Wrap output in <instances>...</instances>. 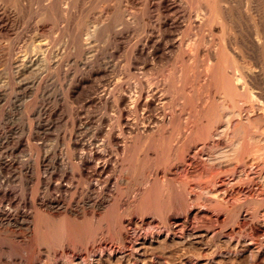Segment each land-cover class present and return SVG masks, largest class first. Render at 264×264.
I'll use <instances>...</instances> for the list:
<instances>
[{
  "label": "rangeland",
  "instance_id": "obj_1",
  "mask_svg": "<svg viewBox=\"0 0 264 264\" xmlns=\"http://www.w3.org/2000/svg\"><path fill=\"white\" fill-rule=\"evenodd\" d=\"M208 1L0 0V207L44 223L31 245L0 224V264H264V0ZM234 72L253 98L226 93ZM221 181L231 204L210 207ZM63 221L78 226L70 255Z\"/></svg>",
  "mask_w": 264,
  "mask_h": 264
},
{
  "label": "bare ground",
  "instance_id": "obj_2",
  "mask_svg": "<svg viewBox=\"0 0 264 264\" xmlns=\"http://www.w3.org/2000/svg\"><path fill=\"white\" fill-rule=\"evenodd\" d=\"M109 1V0H108ZM208 1V0H207ZM212 1V0H211ZM210 1V2H211ZM216 1V0H215ZM222 0H220V2H221ZM224 1V0H223ZM227 1V0H226ZM244 1V0H243ZM209 2V1H208ZM207 2V3H208ZM232 2V1H231ZM240 3V2H239ZM246 4H247V7H248V5L249 4H251L252 2H250V0H248V1H246L245 2ZM214 4V3H213ZM246 4H245V6H246ZM53 5V4H52ZM209 5V4H208ZM210 5H212V4H210ZM218 5V4H217ZM220 5H222V4H220ZM12 6V5H11ZM190 6V5H189ZM215 6V5H214ZM214 6H213V8H214ZM244 6V7H245ZM209 7H211V6H209ZM221 7H223V6H221ZM235 7V6H234ZM246 7V8H247ZM206 8V7H205ZM225 8V7H224ZM224 8H219V9H224ZM253 8V7H252ZM201 9V8H200ZM210 9H212V8H210ZM210 9H209V11H210ZM219 9H217L218 11H219ZM226 9V8H225ZM224 9V10H225ZM221 10V11H222ZM223 10V11H224ZM231 10V9H230ZM197 11V10H196ZM205 11V10H204ZM216 11V10H215ZM234 11V10H233ZM120 12V11H119ZM210 12H213V11H210ZM87 13V12H86ZM223 13V12H222ZM225 13H227V12H225ZM63 14V13H62ZM207 14V13H206ZM217 14H218V12H217ZM217 14H215V15H217ZM222 15V14H221ZM203 16V15H202ZM230 15H228V17H229ZM235 16V15H234ZM211 17V16H210ZM216 17H218L219 18V14H218V16H216ZM220 17H223V20L224 19H226V20H228L227 18H224V17H226L225 16V14H224V16L222 15V16H220ZM237 17V16H236ZM246 18V17H245ZM257 19V18H256ZM194 20V19H193ZM205 20V19H204ZM210 20V19H209ZM260 20V19H259ZM64 21V20H63ZM230 21V20H229ZM214 22L215 21H213V24H214ZM227 22V21H226ZM231 22V21H230ZM210 23H211V21H210ZM105 24V23H104ZM243 24V23H242ZM194 25H195V23H194ZM200 25V24H199ZM244 26V25H243ZM251 26V25H250ZM77 28V27H76ZM226 28V27H225ZM88 29V28H87ZM258 30V29H257ZM69 31V30H68ZM86 31V30H85ZM92 31V30H91ZM247 31V30H246ZM86 32H88V31H86ZM114 32V31H113ZM256 34H257V32H256ZM225 35V34H224ZM253 35V34H252ZM110 36V35H109ZM212 36V35H211ZM264 36V35H263ZM263 36H262V38H263ZM209 37V36H208ZM256 37H258L257 35H256ZM65 38V37H64ZM73 39V38H72ZM179 39V38H178ZM201 39V38H200ZM227 39V38H226ZM43 41V40H42ZM241 41H242V39H241ZM264 41V40H263ZM172 42V41H171ZM258 42V41H257ZM223 43V42H222ZM176 44H178V43H176ZM229 44V43H228ZM191 45V44H190ZM182 46V45H181ZM220 46V45H219ZM260 46V45H259ZM249 47V46H248ZM227 48V47H226ZM232 48V47H231ZM246 48V47H245ZM257 48V47H256ZM264 48V47H263ZM221 50H223V49H221ZM225 50V49H224ZM181 51V50H180ZM184 52V51H183ZM234 52V51H233ZM27 53V52H26ZM215 53V52H214ZM221 54H222V52H221ZM223 55H224V53H223ZM222 55V56H223ZM227 55V54H226ZM32 56V55H31ZM213 56H215L216 57V54H214ZM214 57V58H215ZM224 57V56H223ZM207 58V57H206ZM191 59V58H190ZM218 59H219V57H218ZM222 59V58H221ZM21 60V59H20ZM223 60V59H222ZM46 61V60H45ZM198 61V60H197ZM224 61V60H223ZM23 62V61H22ZM20 63H21V61H20ZM219 63V62H218ZM207 64V63H206ZM218 65V64H217ZM224 65V64H223ZM207 66V65H206ZM222 66V65H221ZM220 66V67H221ZM47 67V66H46ZM231 68V67H230ZM189 69V68H188ZM219 69V68H218ZM236 71V70H235ZM209 72V71H208ZM217 72V71H216ZM215 73V72H214ZM220 74H221V72H219ZM219 73H217V74H219ZM247 73V72H246ZM216 74V73H215ZM219 74V76H221ZM223 74V73H222ZM255 74V73H254ZM214 75V74H213ZM226 75V74H225ZM249 75V74H248ZM252 75V74H251ZM227 76H229V74L227 75ZM232 77L231 78H227L226 79V77L224 78L226 81H227V83H224V84H228L225 88H226V90H228L226 93L227 94H229V95H231V96H235L236 94L237 95H239V94H243V96H247V98L249 99V98H253V94H252V92L251 91H249V88H247L246 86H244V84H243V82H242V76L240 75V74H238V73H236V72H234V74L233 75H231ZM220 78V77H219ZM211 79V78H210ZM217 79V78H216ZM222 79V77L219 79V80H221ZM218 81V80H217ZM223 82H225L224 80H222ZM221 81V82H222ZM246 81H247V79H246ZM216 82V81H215ZM222 82V83H223ZM152 83V82H151ZM217 83V82H216ZM254 83V82H253ZM261 83V82H260ZM218 85V84H217ZM198 86V85H197ZM207 87V86H206ZM217 87V86H216ZM253 87H254V85H253ZM259 88V87H258ZM202 89V88H201ZM218 89V88H217ZM220 89V88H219ZM116 90V89H115ZM257 90V89H256ZM206 91V90H205ZM224 91H225V89H224ZM223 91V92H224ZM207 93V92H206ZM226 93H224V94H226ZM257 93V92H256ZM260 93V92H259ZM215 95V94H214ZM222 95V94H221ZM201 96H203V95H201ZM192 98V97H191ZM201 98V97H200ZM210 98V97H209ZM231 98V97H230ZM229 98V99H230ZM234 98H237V97H232L231 98V102L229 101V103H231L232 104V102H233V104L232 105H234V107H235V104L234 103H236V102H238V100H235ZM241 98V97H240ZM244 98V97H243ZM194 99V98H193ZM208 99V98H207ZM252 100V99H251ZM202 101V100H201ZM228 101V100H227ZM197 101H195V103H196ZM208 102V100H204L203 101V104H205L203 107H205V110L207 109V108H209L212 104H210L208 107H207V105L209 104V103H207ZM209 102H211V99H210V101ZM216 102V101H215ZM228 103V102H227ZM194 104V103H193ZM217 104V103H216ZM240 104V103H239ZM245 104V103H244ZM160 105V104H159ZM192 105V104H191ZM216 106V105H215ZM224 106H225V104H224ZM223 106V107H224ZM240 106V105H239ZM255 106V105H254ZM173 107V106H172ZM180 107V106H179ZM188 107V106H187ZM230 106H228V108H229ZM249 107V106H248ZM212 108V107H211ZM225 108V107H224ZM258 108V107H257ZM198 109V108H197ZM226 109V108H225ZM232 109V108H231ZM201 110V109H200ZM203 110V109H202ZM204 110V111H205ZM209 110V109H208ZM230 110V109H229ZM233 110V109H232ZM248 110V109H247ZM259 110V109H258ZM188 111H189V109H188ZM199 111V110H198ZM236 111V110H235ZM205 113V112H204ZM228 113V115H226V117H228L227 118V121H226V124H225V127L227 128L228 127V129H229V127L231 126V127H233V129H238V127H239V125H240V123L241 122H243V121H241L240 122V120H236V122L237 123H234V124H232V122L229 120V119H231L232 118V116L233 115H235L236 114V112L234 113V111L232 112H227ZM238 113L240 114V112L238 111ZM245 113V112H244ZM243 113V114H244ZM199 114V113H198ZM238 114V115H239ZM185 115V114H184ZM217 115V114H216ZM219 115V114H218ZM148 117V116H147ZM193 117V116H192ZM231 117V118H230ZM254 117V116H253ZM258 117H259V115H258ZM211 118V117H210ZM216 118V117H215ZM172 119H173V115L172 114H170V115H165L164 116V118L162 119V121L161 122H159V123H161L160 125H168V124H171L172 123ZM194 119V118H193ZM200 119V118H199ZM224 119H226V118H224ZM233 119V118H232ZM244 119V118H243ZM247 119V118H246ZM183 120V119H182ZM258 120V119H257ZM176 121V120H175ZM221 121V120H220ZM247 121V120H246ZM254 121V120H253ZM156 122H157V120H156ZM177 122V121H176ZM193 122V121H192ZM200 122V121H199ZM209 122V121H208ZM216 122V121H215ZM264 122V121H263ZM158 123V124H159ZM223 123V122H222ZM249 123V122H248ZM251 123H252V121H251ZM260 123V122H259ZM219 124V123H218ZM157 125V124H156ZM159 125V126H160ZM178 125V124H177ZM242 125V124H241ZM243 125H244V123H243ZM242 125V126H243ZM246 125V124H245ZM251 125H254L253 123L251 124ZM158 126V125H157ZM188 126H190V125H188ZM249 126H250V124H249ZM248 126V127H249ZM255 126V125H254ZM183 127V126H182ZM194 127H195V125H194ZM212 127V126H211ZM250 127H252V126H250ZM259 127V126H258ZM169 128V127H168ZM186 128H187V125H186ZM192 128H193V126H192ZM219 128V127H218ZM243 128H244V126H243ZM246 128V127H245ZM244 128V129H245ZM147 129V128H146ZM145 129V130H146ZM188 129V128H187ZM201 129V128H200ZM208 129V128H207ZM250 129V128H249ZM261 129V128H260ZM189 130V129H188ZM203 130V129H202ZM221 130L222 129H220V131L217 129V131L218 132H221ZM223 130H225V128L223 129ZM251 130V129H250ZM254 130V129H253ZM137 131V130H136ZM162 131V130H161ZM216 131V133H215V136L214 137H216L217 136V139H218V137H219V135L221 134H219L218 132ZM227 131H229V130H227ZM230 131H231V129H230ZM248 131V130H247ZM262 131V130H261ZM156 132V131H155ZM167 132V131H166ZM177 132V131H176ZM192 132V131H191ZM208 132H210V131H208ZM224 132V131H223ZM238 132V131H237ZM236 132V133H237ZM249 132H251V131H249ZM253 132V131H252ZM137 133V132H136ZM153 133V132H152ZM233 133V132H232ZM235 133V132H234ZM235 133V134H236ZM246 133V132H245ZM198 134V133H197ZM204 134H206V133H204ZM210 134V137L212 136L213 137V135L212 134H214V133H209ZM209 134H207V136L209 135ZM261 134V133H260ZM259 134V135H260ZM151 135V134H150ZM203 135V134H202ZM245 135V134H244ZM263 135V134H262ZM163 136V135H162ZM174 136V135H173ZM183 136V135H182ZM198 136V135H197ZM207 136H205V137H207ZM250 136V135H249ZM120 137V136H119ZM209 137V136H208ZM213 137V138H214ZM251 137V136H250ZM256 137V136H255ZM254 137V138H255ZM131 138V137H130ZM191 138V137H190ZM253 138V139H254ZM257 138V137H256ZM264 138V137H263ZM171 139V138H170ZM184 139V138H183ZM206 139V138H205ZM209 139V138H208ZM237 139H238V137H237ZM240 139V138H239ZM247 139V138H246ZM134 140V139H133ZM146 140V139H145ZM151 140V139H150ZM200 140V139H199ZM242 140V139H241ZM250 140V139H249ZM251 140H252V138H251ZM182 141V140H181ZM215 141V140H214ZM227 141V140H226ZM240 141V140H239ZM245 141V140H244ZM261 141H262V138H261ZM176 142V141H175ZM178 142V141H177ZM193 142V141H192ZM206 142V141H205ZM230 142V141H229ZM235 142H236V140H235ZM263 142V141H262ZM142 143V142H141ZM207 143V142H206ZM225 143V142H224ZM227 143V142H226ZM237 143V142H236ZM239 143V142H238ZM247 143H250V142H248L247 141ZM246 143V144H247ZM252 143V142H251ZM257 143V142H256ZM260 143V142H259ZM183 144V143H182ZM203 144V143H202ZM231 144V143H230ZM253 144H255V142L253 143ZM264 144V143H263ZM155 145V144H154ZM233 145V144H232ZM231 145V146H232ZM257 145V144H256ZM208 146V145H207ZM206 146V147H207ZM213 146V145H212ZM239 146V145H238ZM254 146V145H253ZM258 146V145H257ZM97 147V146H96ZM103 147V146H102ZM125 147V146H124ZM233 147V146H232ZM248 147H251V146H249V145H246V146H242L241 147V150H240V154H239V160H242L243 158H244V153H245V155L247 154L246 152H248L249 150H248ZM255 147V146H254ZM262 147V146H261ZM126 148V147H125ZM222 148H223V146H222ZM253 148V147H252ZM256 148V147H255ZM102 149V148H101ZM146 149V148H145ZM170 149V148H169ZM259 149V148H258ZM261 149V148H260ZM262 149H264V148H262ZM132 150V149H131ZM225 150V149H224ZM252 150V149H251ZM124 151H125V149H124ZM156 151V150H155ZM175 151V150H174ZM173 151V152H174ZM233 151V150H232ZM261 151V150H260ZM260 151H259V153H260ZM93 152V151H92ZM99 152V151H98ZM98 152H95V154H97V155H99V153ZM170 152V151H169ZM193 152V151H192ZM205 152V151H204ZM230 152V151H229ZM257 152V151H256ZM255 152V154H257ZM195 153V152H194ZM193 153V154H194ZM225 153V152H224ZM223 153V154H224ZM127 154V153H126ZM158 154H160V153H158ZM174 154V153H173ZM193 154H192V156L190 155L189 156V160H187V161H190L191 160V157L193 158ZM197 154V153H196ZM214 154V153H213ZM220 154V153H219ZM227 154H229V153H227ZM234 154V153H233ZM232 154V155H233ZM248 154H250V153H248ZM251 154H253V153H251ZM250 154V155H251ZM262 155H264V154H262ZM138 156V155H137ZM212 156V155H211ZM214 156V155H213ZM234 156V155H233ZM251 156H254V155H251ZM126 157V156H125ZM194 157H195V155H194ZM224 157V156H223ZM228 157H230V156H228ZM238 157V156H237ZM250 157V156H249ZM118 158V157H117ZM233 158V157H232ZM236 158V157H235ZM259 158V157H258ZM264 158V157H263ZM119 159V158H118ZM194 159V158H193ZM249 159V158H248ZM255 159H257V158H255ZM138 160V159H137ZM195 160V159H194ZM208 160V159H207ZM221 160V159H220ZM238 160V161H239ZM129 161V160H128ZM205 161V160H204ZM230 161V160H229ZM234 161V160H233ZM236 161V160H235ZM257 161H259V160H257ZM261 161H264V159L263 160H261ZM216 162H219V161H216ZM252 162H253V160H252ZM205 163V162H204ZM209 163V162H208ZM238 163V162H237ZM264 163V162H263ZM212 164V163H211ZM216 164V163H215ZM239 164V163H238ZM243 164V163H242ZM245 164H247V163H245ZM251 164H253V163H251ZM250 163H249V165H251ZM261 164H262V162H261ZM260 164V165H261ZM119 165V164H118ZM121 165V164H120ZM123 165V164H122ZM192 165V164H191ZM223 165V164H222ZM248 164H247V166H249ZM264 165V164H263ZM208 166V165H207ZM240 166V165H239ZM238 166V167H239ZM140 167V166H139ZM211 167V166H210ZM251 167V166H250ZM257 167V166H256ZM231 168V167H230ZM241 168V167H240ZM128 169V168H127ZM130 169V168H129ZM139 169V168H138ZM189 169V168H188ZM203 169V168H202ZM134 170V169H133ZM224 170V169H223ZM136 171V170H135ZM263 171V170H262ZM261 171V172H262ZM128 172V171H127ZM122 173V172H121ZM128 173H130V172H128ZM222 173V172H221ZM225 173V172H224ZM227 173V172H226ZM210 174V173H209ZM240 174H241V172H240ZM261 174V173H260ZM193 175V174H192ZM197 175V174H196ZM215 174H213V176H214ZM220 175V174H219ZM208 176V175H207ZM263 176V175H262ZM197 177V176H196ZM201 177V176H200ZM240 177V176H239ZM150 178V177H149ZM148 178V179H149ZM238 178V177H237ZM150 179H152V178H150ZM230 179V178H229ZM153 180V179H152ZM155 180H153V181H151V185H150V180L148 181V184L150 185L149 186V188L151 187L152 188V186H153V183H155L154 182ZM257 181V180H256ZM255 181V182H256ZM197 182V181H196ZM222 182V181H221ZM220 182V183H221ZM227 182V181H226ZM147 183V182H146ZM159 183V182H158ZM229 183H231V182H229ZM263 183V182H262ZM192 184V183H191ZM224 184L225 183H223L222 182V187L221 188H219L216 192H217V195L216 194H214L215 193V191H214V193H212V190H211V192L210 191H207L208 192V194H210V195H208L207 197V201L208 202H206V203H208L209 204V206L211 207V205H214V204H216V205H218V203H219V205H220V203H224V204H222V205H225V204H227V205H229L228 203H230V200H229V198H231V197H229L230 196V194H231V192H233V191H235L236 189H234L235 188V186L234 187H228V184H227V187L226 186H224ZM263 185V184H262ZM97 186V185H96ZM194 186V185H193ZM202 186V185H201ZM219 186H221L220 184H219ZM231 186V185H230ZM203 187V186H202ZM96 189V188H95ZM203 189V188H202ZM90 190H93V189H90ZM116 190V189H115ZM205 190V189H204ZM238 190V189H237ZM120 191V190H119ZM148 191V190H147ZM201 191V190H200ZM241 191V190H240ZM6 192V191H5ZM112 192V191H111ZM116 192L118 193V191L116 190ZM256 192V191H255ZM116 193V194H117ZM164 193V192H163ZM192 193V192H191ZM199 193H201V192H199ZM198 193V194H199ZM262 193V192H261ZM49 194V193H48ZM195 194V193H194ZM197 194V193H196ZM121 195V194H120ZM150 195H152V193H150L149 191L147 192V193H145V192H143V193H140V194H138L137 195V198L135 199V201L133 202V204L135 203V204H138V205H143L144 204V199L147 197V196H149L150 197ZM237 195H238V193H237ZM243 195V194H242ZM72 196V195H71ZM116 196V195H115ZM136 196V195H135ZM156 196V195H155ZM163 196V195H162ZM206 196V195H205ZM252 196V195H251ZM219 197V198H218ZM45 198V197H44ZM113 198V197H112ZM199 198V197H198ZM204 198V197H203ZM236 198V197H235ZM253 198V197H252ZM263 198V197H262ZM206 199V198H205ZM115 200H117V197H116V199ZM149 200V199H148ZM198 200V199H197ZM254 200V199H253ZM203 201V200H202ZM235 201V200H234ZM43 202V201H42ZM48 202V201H47ZM119 202V201H118ZM199 202V201H198ZM233 202V201H232ZM237 202V201H236ZM252 202V201H251ZM64 203H66V202H64ZM94 203V202H93ZM117 203V202H116ZM120 203V202H119ZM239 203V202H238ZM10 204V203H9ZM9 204H6L5 206H3V207H0V224L1 225H3V226H5L6 227V229H7V231L9 230V231H11V232H14V233H20V231L21 230H28L29 231V234H28V236H27V238H24V240H26L25 242H27V243H29L30 241H32V238L35 236V235H37V237L39 236L38 234H40V236L43 234L42 233V226H43V224H42V226H41V221H40V217H42V215H40L39 213V210H37L38 208H36V207H34L33 208V210H31V211H29V212H27L26 211V209H25V207H24V209L20 206V208H12L11 207V205H9ZM62 204V203H61ZM60 204V201H58V200H52V199H50V201L48 202V204H46V205H48V207L49 208H51V209H63L64 210V213L66 212V211H68V209L69 210H71L72 211V214H73V216H74V212H76L75 210H72V208H69V206H68V203L67 204H65V205H61ZM70 204V203H69ZM114 204V203H113ZM231 204V203H230ZM233 204V203H232ZM80 205V204H79ZM109 205V204H108ZM226 205V207H228ZM235 205V204H234ZM244 205V204H243ZM256 205V204H255ZM111 206V205H110ZM144 206V205H143ZM158 206V205H157ZM230 206H232V207H234L233 205H230ZM71 207V206H70ZM115 207V206H114ZM140 207V206H139ZM196 207V206H195ZM231 207V208H232ZM237 207V206H236ZM80 208H81V206H80ZM79 208V209H80ZM109 208V207H108ZM213 208V207H212ZM221 208V207H220ZM143 209V208H142ZM158 209V208H157ZM76 210H78V209H76ZM82 210V209H81ZM80 210V211H81ZM86 210V209H85ZM85 210H82L81 212H83V211H85ZM95 210V209H94ZM211 210V209H210ZM71 211H70V213H71ZM88 211V210H87ZM212 211V210H211ZM79 212V211H78ZM119 212V211H118ZM231 212H232V210H231ZM230 212V213H231ZM16 213H20V214H22V217L21 218H19L18 216H17V214ZM87 213V212H86ZM89 214H90V216L91 217H95V212H93V211H90L89 210V212H88ZM109 213V212H108ZM67 214V213H66ZM66 214H64V215H66ZM77 214V213H76ZM122 214V213H121ZM29 215H31V220H29L30 218H29ZM59 215V214H58ZM61 215H63V214H61ZM85 212H84V214H83V216L85 217ZM106 215H108V214H106ZM60 216V215H59ZM79 216V215H78ZM82 216V217H83ZM119 216V215H118ZM123 216V215H122ZM18 217V218H17ZM61 217V216H60ZM83 217V218H84ZM86 217H87V215H86ZM102 217V216H101ZM208 217V216H207ZM63 218V217H62ZM64 218H66V217H64ZM63 218V219H64ZM73 218V217H72ZM74 218H75V216H74ZM89 218V217H88ZM88 218H86V219H88ZM112 218V217H111ZM118 218V217H117ZM210 218V217H209ZM44 219V218H43ZM58 219V218H57ZM56 219V220H57ZM62 219V220H63ZM79 219V218H78ZM122 219V218H121ZM205 219H206V217H205ZM73 220V219H72ZM101 220V219H100ZM104 220V219H103ZM61 221V220H60ZM73 221H75V220H73ZM199 221V220H198ZM201 221V220H200ZM251 221V220H250ZM53 222H55V221H53ZM68 222V221H67ZM67 222H61V224H59V226L57 225V231H53L54 233L55 232H57L56 234L58 235L59 234V239L56 237L55 239H57L58 240V243H60V245L62 244L64 247H65V249H63V246L61 247V246H59V248L61 247L63 250H65L66 252H68V254L71 252L70 251V248H69V245L71 244V241H70V236L71 235H74V232H78L77 231V228H78V226H77V222L78 221H76V225H72V224H70L69 222L67 223ZM100 222V221H99ZM103 222V221H102ZM121 222V221H120ZM203 222V221H202ZM206 222V221H205ZM2 223H4V224H2ZM60 223V222H59ZM88 224H89V222H88ZM107 224V223H106ZM120 224V223H119ZM243 224V223H242ZM49 225V224H48ZM101 225H103L102 223H101ZM116 225V224H115ZM208 225V224H207ZM100 226V225H99ZM108 226V225H107ZM106 226V227H107ZM119 226H121V225H119ZM42 227V228H41ZM224 227V226H223ZM88 228V227H87ZM98 228V227H97ZM103 228H105V227H103ZM123 228V227H122ZM210 228V227H209ZM233 228V227H232ZM240 228V227H239ZM44 229H46L45 227H44ZM81 229V228H80ZM127 229V228H126ZM221 229H222V227H221ZM47 230V229H46ZM50 230V229H49ZM58 230L61 232V234L60 233H58ZM88 230V229H87ZM97 230V229H96ZM100 230V229H99ZM104 230V229H103ZM44 231V230H43ZM102 231V230H101ZM220 231V230H219ZM62 232H64L63 234H62ZM93 232H95V231H93ZM98 232V231H97ZM110 232V231H109ZM215 232V231H214ZM238 232V231H237ZM47 233V232H46ZM107 233V232H106ZM123 233V232H122ZM125 233V232H124ZM45 234V233H44ZM51 234H53V233H51ZM50 234V235H51ZM91 235H93L92 233H90ZM23 235V234H22ZM26 235V234H25ZM47 235V234H46ZM46 235H43V236H46ZM102 235V234H101ZM42 236V238H44ZM53 236V235H52ZM89 236V235H88ZM95 236V235H94ZM196 236V235H195ZM198 236V235H197ZM72 237V236H71ZM81 237V236H80ZM87 237V236H86ZM92 237V236H91ZM177 237V236H176ZM90 238V237H89ZM188 239V238H187ZM40 240V239H39ZM56 240V241H57ZM78 240V239H77ZM45 240H43V242H44ZM51 242H52V240H50ZM21 242V241H20ZM24 242V241H23ZM24 242V243H25ZM37 242V241H36ZM39 242V241H38ZM42 242V241H41ZM54 242V241H53ZM81 242V241H80ZM87 242V241H86ZM129 242V241H128ZM26 243V244H27ZM44 243H47V242H44ZM49 243V242H48ZM54 243H56V242H54ZM83 243V242H82ZM88 243V242H87ZM30 244V243H29ZM40 244H42V243H40ZM89 244V243H88ZM95 244V243H94ZM5 245V244H4ZM31 245V244H30ZM43 245H45V244H43ZM28 246V245H27ZM38 246H39V244H38ZM42 246V245H41ZM49 246V245H48ZM34 247V246H33ZM40 247V246H39ZM58 248V249H59ZM144 248V247H143ZM28 249H30V247L28 248ZM73 249V248H72ZM108 249V248H107ZM131 249V248H130ZM133 250H138V249H134V248H132ZM150 249V248H149ZM62 250V251H63ZM61 251V250H60ZM59 251V252H60ZM92 252H93V250H92ZM104 252V251H103ZM114 252V251H113ZM47 253V252H46ZM49 253V252H48ZM62 253V252H61ZM73 253V252H72ZM107 253L109 254V255H111V252L109 251V249H108V251H107ZM107 254V255H108ZM187 254V253H186ZM51 255V254H50ZM70 255V254H69ZM68 255V256H69ZM89 255V254H88ZM94 255V254H93ZM98 255V254H97ZM103 254H101L100 253V256H102ZM132 255H134V254H132ZM61 256H63V255H61ZM60 256V257H61ZM90 256V255H89ZM177 256V255H176ZM252 256V255H251ZM88 257V256H87ZM92 257V256H91ZM168 257V256H167ZM196 257V256H195ZM40 258V257H39ZM54 258V257H53ZM69 258V257H68ZM66 259V260H62V263L61 264H90V262H89V258H80L79 259V261H75L76 259H74V258H72V256L69 258V259ZM117 258V257H116ZM60 259V258H59ZM99 259V258H98ZM106 259V258H105ZM144 259V258H143ZM127 262V261H126ZM42 263V262H41ZM193 263V262H192ZM145 264V263H144Z\"/></svg>",
  "mask_w": 264,
  "mask_h": 264
}]
</instances>
